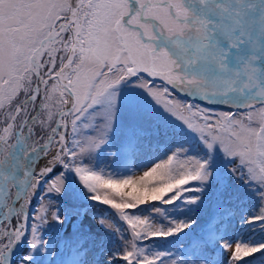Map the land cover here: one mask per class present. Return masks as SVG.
Returning a JSON list of instances; mask_svg holds the SVG:
<instances>
[{
    "label": "snow or ice",
    "instance_id": "snow-or-ice-1",
    "mask_svg": "<svg viewBox=\"0 0 264 264\" xmlns=\"http://www.w3.org/2000/svg\"><path fill=\"white\" fill-rule=\"evenodd\" d=\"M258 91L264 0H0V264H264Z\"/></svg>",
    "mask_w": 264,
    "mask_h": 264
},
{
    "label": "clouds",
    "instance_id": "clouds-1",
    "mask_svg": "<svg viewBox=\"0 0 264 264\" xmlns=\"http://www.w3.org/2000/svg\"><path fill=\"white\" fill-rule=\"evenodd\" d=\"M253 82H254V81L252 80V78H250L249 84H248V85H245V86L248 87V86H250ZM256 95H258V96L264 98V92L258 91V92L256 93Z\"/></svg>",
    "mask_w": 264,
    "mask_h": 264
}]
</instances>
